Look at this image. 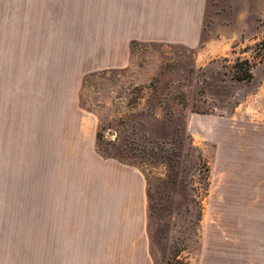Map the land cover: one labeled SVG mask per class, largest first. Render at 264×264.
<instances>
[{
  "label": "rangeland",
  "instance_id": "rangeland-1",
  "mask_svg": "<svg viewBox=\"0 0 264 264\" xmlns=\"http://www.w3.org/2000/svg\"><path fill=\"white\" fill-rule=\"evenodd\" d=\"M119 1L0 0V264H77V125L144 172L157 264L195 263L218 226L264 227V13L211 57L135 41L109 67Z\"/></svg>",
  "mask_w": 264,
  "mask_h": 264
},
{
  "label": "crops",
  "instance_id": "crops-1",
  "mask_svg": "<svg viewBox=\"0 0 264 264\" xmlns=\"http://www.w3.org/2000/svg\"><path fill=\"white\" fill-rule=\"evenodd\" d=\"M222 0H121L111 10L107 66L131 63L132 43L161 41L197 47L206 57L225 52L235 37L248 39L260 29L259 0H231L232 23L221 13ZM114 17L121 19V30ZM118 22V20H117ZM208 25L206 35L205 26ZM120 30V32H119ZM243 41V40H241ZM218 120V119H217ZM97 126L87 137L77 125V264H157L149 230L147 179L137 165L106 155L96 147ZM214 235V236H211ZM191 264H264V227H216L202 236Z\"/></svg>",
  "mask_w": 264,
  "mask_h": 264
},
{
  "label": "trees",
  "instance_id": "trees-1",
  "mask_svg": "<svg viewBox=\"0 0 264 264\" xmlns=\"http://www.w3.org/2000/svg\"><path fill=\"white\" fill-rule=\"evenodd\" d=\"M263 44H264V39H263ZM251 76H252L251 72H248V76H240V78H247V79H250ZM178 255H179V254L177 253V255L175 256V259H174L173 262H171L170 264H176V260H178V259H177Z\"/></svg>",
  "mask_w": 264,
  "mask_h": 264
}]
</instances>
